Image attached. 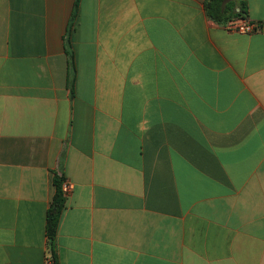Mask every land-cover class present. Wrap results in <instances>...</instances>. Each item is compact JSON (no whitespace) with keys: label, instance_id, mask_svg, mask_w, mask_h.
<instances>
[{"label":"crops","instance_id":"obj_1","mask_svg":"<svg viewBox=\"0 0 264 264\" xmlns=\"http://www.w3.org/2000/svg\"><path fill=\"white\" fill-rule=\"evenodd\" d=\"M76 1L0 0V264H46L55 174L58 264H264V0Z\"/></svg>","mask_w":264,"mask_h":264},{"label":"trees","instance_id":"obj_2","mask_svg":"<svg viewBox=\"0 0 264 264\" xmlns=\"http://www.w3.org/2000/svg\"><path fill=\"white\" fill-rule=\"evenodd\" d=\"M240 11L236 12L235 3H226L223 0H207L204 3V8L207 15L217 23L225 25L228 21L236 17H246L247 7L245 2L239 4ZM78 8V0L76 1L70 28L73 27ZM65 178L62 175L55 174L53 183L55 193L51 202L50 210L47 216V237L50 245L49 257L53 264H58V255L55 248L56 235L60 224L61 216L66 209V195L62 190V185Z\"/></svg>","mask_w":264,"mask_h":264},{"label":"built area","instance_id":"obj_3","mask_svg":"<svg viewBox=\"0 0 264 264\" xmlns=\"http://www.w3.org/2000/svg\"><path fill=\"white\" fill-rule=\"evenodd\" d=\"M224 27L230 32H236L247 35L254 34L259 30L258 25L256 23L248 21L247 18H235L233 20L228 21L224 25ZM62 190L67 196L73 190V185L69 181L65 180L62 185ZM46 264H53L50 257L47 259Z\"/></svg>","mask_w":264,"mask_h":264}]
</instances>
